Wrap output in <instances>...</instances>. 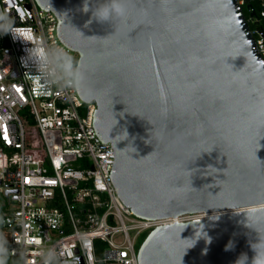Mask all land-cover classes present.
<instances>
[{
	"label": "water",
	"instance_id": "water-1",
	"mask_svg": "<svg viewBox=\"0 0 264 264\" xmlns=\"http://www.w3.org/2000/svg\"><path fill=\"white\" fill-rule=\"evenodd\" d=\"M36 2L57 15L86 72L94 97L82 99L114 147L123 202L146 219L204 214L150 230L139 264H236L242 253L251 264L258 234L246 213L264 209V57L243 7L129 0L126 18L85 27V0Z\"/></svg>",
	"mask_w": 264,
	"mask_h": 264
},
{
	"label": "built area",
	"instance_id": "built-area-1",
	"mask_svg": "<svg viewBox=\"0 0 264 264\" xmlns=\"http://www.w3.org/2000/svg\"><path fill=\"white\" fill-rule=\"evenodd\" d=\"M237 1L255 2L252 19L264 25V0ZM0 13L14 30L0 35V195L8 205L0 244L10 264H139L143 233L203 219L201 213L141 218L123 202L112 177L114 147L94 125L96 103L61 90L28 57L38 46L72 56L58 35L57 15L36 0H0ZM256 49L264 57L262 37ZM29 120L36 134L28 132Z\"/></svg>",
	"mask_w": 264,
	"mask_h": 264
},
{
	"label": "clouds",
	"instance_id": "clouds-1",
	"mask_svg": "<svg viewBox=\"0 0 264 264\" xmlns=\"http://www.w3.org/2000/svg\"><path fill=\"white\" fill-rule=\"evenodd\" d=\"M129 0H102L99 3H90L85 0L82 11H91V18L86 21L85 27L93 22H115L127 17L129 11ZM14 33L8 18L0 13V35ZM35 57L38 60L37 68L39 71H47L54 78V82L60 85L61 90L71 89L78 93L83 99L94 97L93 90L87 84V75L79 62L65 52L62 48H31L28 57ZM247 214L246 226L257 232L255 241H250V247L255 255L251 264H264V233L259 228L253 227L254 224L264 223V209H252ZM6 249L0 244V264H6ZM236 264H248V256L242 253L237 259Z\"/></svg>",
	"mask_w": 264,
	"mask_h": 264
},
{
	"label": "trees",
	"instance_id": "trees-1",
	"mask_svg": "<svg viewBox=\"0 0 264 264\" xmlns=\"http://www.w3.org/2000/svg\"><path fill=\"white\" fill-rule=\"evenodd\" d=\"M252 5L253 7L255 8L256 10V13L258 12V6L255 2H252ZM243 7V11L249 21V24H250V28H251V31H253V35L255 36V39H258L260 37H262L264 39V25L262 24V22H258L252 18H250V9L246 8V4L242 6ZM32 121L29 120L28 121V132L31 133V132H34L36 134V132L32 129ZM34 134V135H35ZM145 238V235H142L139 237V245L141 244V242L143 241V239ZM8 263H11L9 261V259L7 260Z\"/></svg>",
	"mask_w": 264,
	"mask_h": 264
},
{
	"label": "rangeland",
	"instance_id": "rangeland-1",
	"mask_svg": "<svg viewBox=\"0 0 264 264\" xmlns=\"http://www.w3.org/2000/svg\"><path fill=\"white\" fill-rule=\"evenodd\" d=\"M72 57L75 59V61H77V53L73 52V53H72ZM2 198H3V196L0 195V217H1L2 212L8 209V205H2V204H1ZM148 232H149V231L143 233L142 235H145V236H146V235L148 234ZM142 235H141V236H142ZM138 245H139V243H138ZM96 255H97V257H102V252H101V250H97ZM5 259H6V264H10V263H8V261H7V260L9 259L7 256H5ZM9 261H10V259H9Z\"/></svg>",
	"mask_w": 264,
	"mask_h": 264
}]
</instances>
